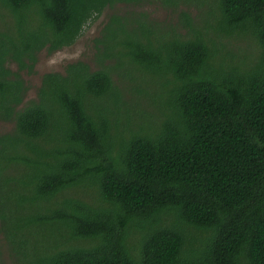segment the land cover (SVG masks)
<instances>
[{"label":"trees","instance_id":"trees-1","mask_svg":"<svg viewBox=\"0 0 264 264\" xmlns=\"http://www.w3.org/2000/svg\"><path fill=\"white\" fill-rule=\"evenodd\" d=\"M142 1L0 0V228L19 264H264V0H165L203 9L192 37L114 13L98 69L45 73L25 101L40 51Z\"/></svg>","mask_w":264,"mask_h":264},{"label":"rangeland","instance_id":"rangeland-1","mask_svg":"<svg viewBox=\"0 0 264 264\" xmlns=\"http://www.w3.org/2000/svg\"><path fill=\"white\" fill-rule=\"evenodd\" d=\"M145 12L151 19L161 23L162 29L171 28L174 26L181 34L189 37L192 31L185 25V14L192 18L194 23L200 24L203 15V9L198 6H193L185 3H179L178 6L167 4L165 0H143L140 3H116L113 6H108L100 15V17L90 22L84 29L81 36L71 46L64 47L61 50L49 54L46 49L38 53V60L32 72L23 70L21 73L28 85L25 94V101L36 98L38 89L42 82V77L45 73L60 72L65 73L69 63L78 60H83L90 64L92 69H98L97 61V39L102 38V31L105 25L109 22V17L114 13L131 14L136 12ZM234 50L237 46L242 47L245 54L249 57V62L252 59L259 58L260 50L257 46L254 48V40L252 38L244 39L237 36L233 38ZM243 51V52H244ZM116 58L106 61L108 65H114ZM10 66L13 70H18L16 62H11ZM127 69V68H125ZM135 71L133 68H129ZM137 72V71H136ZM113 78L118 91L121 93L123 101L131 103L130 99L135 96L134 88L136 82L132 81L128 76L124 75L118 68L112 71ZM147 99H144V104ZM143 104V105H144ZM125 114V108L122 107V115ZM14 123L0 121V134L13 130ZM0 264H19L11 247L7 244L6 237L0 228Z\"/></svg>","mask_w":264,"mask_h":264}]
</instances>
